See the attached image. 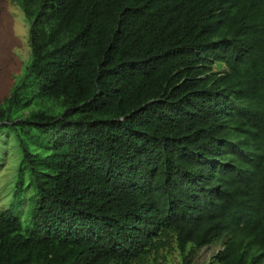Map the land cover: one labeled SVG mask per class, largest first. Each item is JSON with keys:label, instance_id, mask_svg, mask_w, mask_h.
<instances>
[{"label": "trees", "instance_id": "trees-1", "mask_svg": "<svg viewBox=\"0 0 264 264\" xmlns=\"http://www.w3.org/2000/svg\"><path fill=\"white\" fill-rule=\"evenodd\" d=\"M19 4L32 61L0 130L35 205L26 232L0 212V264H135L171 241L187 264L219 241L210 264H264V0ZM45 98L63 112L30 109Z\"/></svg>", "mask_w": 264, "mask_h": 264}, {"label": "rangeland", "instance_id": "rangeland-1", "mask_svg": "<svg viewBox=\"0 0 264 264\" xmlns=\"http://www.w3.org/2000/svg\"><path fill=\"white\" fill-rule=\"evenodd\" d=\"M30 28L31 23L19 0H0V102L9 97L13 89L26 79L28 66L32 61ZM39 101V105L35 101L30 109L48 107L56 114L64 110L62 106H52L53 100L45 98ZM38 148L45 149L46 144H41ZM22 158L23 152L14 133L9 129L0 130V212L11 210L19 216L23 231L26 232L32 228L31 210L35 205L33 200L35 194L32 190L20 197L15 196L22 181L20 173ZM29 179L30 175L26 173L24 188H27ZM223 247V241L205 247L190 257L189 264H210ZM135 264L187 263L183 261L177 245L171 241L165 248L153 251L146 261Z\"/></svg>", "mask_w": 264, "mask_h": 264}, {"label": "clouds", "instance_id": "clouds-1", "mask_svg": "<svg viewBox=\"0 0 264 264\" xmlns=\"http://www.w3.org/2000/svg\"><path fill=\"white\" fill-rule=\"evenodd\" d=\"M222 250H223V248H222ZM221 251V250H220Z\"/></svg>", "mask_w": 264, "mask_h": 264}]
</instances>
